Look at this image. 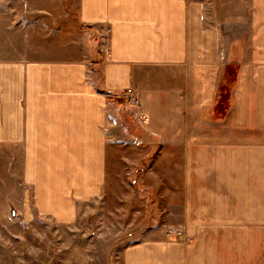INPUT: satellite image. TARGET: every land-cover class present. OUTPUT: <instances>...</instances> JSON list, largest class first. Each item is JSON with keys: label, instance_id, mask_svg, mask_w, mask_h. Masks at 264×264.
Listing matches in <instances>:
<instances>
[{"label": "crops", "instance_id": "obj_1", "mask_svg": "<svg viewBox=\"0 0 264 264\" xmlns=\"http://www.w3.org/2000/svg\"><path fill=\"white\" fill-rule=\"evenodd\" d=\"M23 1L33 22L1 28L0 144L36 204L115 216L120 264H264V0Z\"/></svg>", "mask_w": 264, "mask_h": 264}, {"label": "rangeland", "instance_id": "obj_2", "mask_svg": "<svg viewBox=\"0 0 264 264\" xmlns=\"http://www.w3.org/2000/svg\"><path fill=\"white\" fill-rule=\"evenodd\" d=\"M8 6L15 7V10L6 19L3 14L0 16V37L3 22L12 23V19L13 23L20 19L33 22V17L25 15L28 12H25L23 0H0V14ZM30 12L33 14L36 11ZM44 20L45 23H51V19ZM95 34V31L91 32L94 41L98 42L99 38ZM233 70V67L226 69L232 77ZM20 155L18 147L0 144V264H120L121 248L130 240L126 242L120 239V224L114 223L115 216H108V222L99 218L102 222L90 224L83 213L82 199L76 198L69 209L70 220L56 221L57 211L36 204L37 191L32 182L25 180ZM114 163V159H110V166H114ZM113 197L112 191L109 212L115 210ZM11 208L14 209V215L11 214ZM231 213L238 220L242 210L236 207L231 209ZM104 219L107 220L106 215ZM130 219L131 216L123 215L124 233L127 228L131 230L134 227ZM235 225L238 223L235 222ZM239 239L241 245V232Z\"/></svg>", "mask_w": 264, "mask_h": 264}, {"label": "trees", "instance_id": "obj_3", "mask_svg": "<svg viewBox=\"0 0 264 264\" xmlns=\"http://www.w3.org/2000/svg\"><path fill=\"white\" fill-rule=\"evenodd\" d=\"M228 67H233V66H227L226 69ZM226 69L223 71L224 73L220 76L219 79L217 94H216V103L211 110L212 117L221 118L225 114L229 106L230 87L235 77V69L233 70V77L229 73V71H226Z\"/></svg>", "mask_w": 264, "mask_h": 264}, {"label": "water", "instance_id": "obj_4", "mask_svg": "<svg viewBox=\"0 0 264 264\" xmlns=\"http://www.w3.org/2000/svg\"><path fill=\"white\" fill-rule=\"evenodd\" d=\"M11 214L14 215V209L13 208H11Z\"/></svg>", "mask_w": 264, "mask_h": 264}]
</instances>
